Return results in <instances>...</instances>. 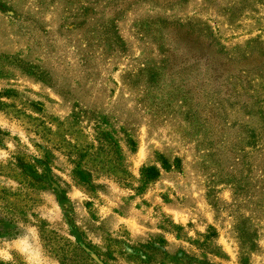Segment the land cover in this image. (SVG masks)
I'll return each instance as SVG.
<instances>
[{"label": "rangeland", "instance_id": "obj_1", "mask_svg": "<svg viewBox=\"0 0 264 264\" xmlns=\"http://www.w3.org/2000/svg\"><path fill=\"white\" fill-rule=\"evenodd\" d=\"M257 47L264 0H0V264H264Z\"/></svg>", "mask_w": 264, "mask_h": 264}, {"label": "trees", "instance_id": "obj_2", "mask_svg": "<svg viewBox=\"0 0 264 264\" xmlns=\"http://www.w3.org/2000/svg\"><path fill=\"white\" fill-rule=\"evenodd\" d=\"M193 38V37H192ZM252 59L254 58V62L253 63H251L250 61L248 62L249 63V65H246V67L247 66H250V67H252V71H251V74H257V76H255V77H258V78H260L261 80H260V84L263 86V83H264V48L263 47H257V48H253V49H251L250 50V55H249ZM245 66V65H244ZM247 74V72L245 73V74H243V73H239L237 76H235V77H240V78H242V79H245V84L249 87V86H252L253 84H254V82H256V80L254 79V78H252L251 76H250V78L249 77H246L245 75ZM253 76V75H252ZM228 77L229 78H232V77H234V74L233 73H229V75H228ZM257 96H259L260 97V94H258ZM257 99L256 100H254V102H256L257 103ZM263 106V105H262ZM259 112V111H258ZM254 136H256V134L254 133L253 134ZM259 137H257V139H258ZM254 141H253V145H256L257 143L255 142V140H256V138L255 139H253ZM160 160H161V162H162V164H163V167L164 168H168L169 167V165H167V160H166V158H164L163 156H160ZM174 164H175V166L176 167H179L180 166V160L178 159V158H176L175 160H174ZM75 173H76V175H79L81 172H78V170L76 169L75 171H74ZM146 174V176L148 177V178H153V177H155V176H157L158 174H159V170L156 168V167H154V166H152V167H149V168H147V169H145L144 170V173H143V175H145ZM85 182V181H84ZM86 183L88 184V182L86 181ZM79 247V249L82 251V253H84V255L85 256H87V257H89V259L94 263L95 261L98 263V264H105V263H101L100 262V260H99V258L97 257V255L95 254V252H93V251H91V252H89V250H88V245L87 244H80V246H78Z\"/></svg>", "mask_w": 264, "mask_h": 264}, {"label": "clouds", "instance_id": "obj_3", "mask_svg": "<svg viewBox=\"0 0 264 264\" xmlns=\"http://www.w3.org/2000/svg\"><path fill=\"white\" fill-rule=\"evenodd\" d=\"M26 264H27V262H26Z\"/></svg>", "mask_w": 264, "mask_h": 264}]
</instances>
